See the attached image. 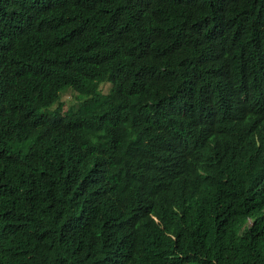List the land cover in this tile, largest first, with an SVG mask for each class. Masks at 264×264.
Segmentation results:
<instances>
[{"label": "trees", "instance_id": "trees-1", "mask_svg": "<svg viewBox=\"0 0 264 264\" xmlns=\"http://www.w3.org/2000/svg\"><path fill=\"white\" fill-rule=\"evenodd\" d=\"M0 264H264V0H0Z\"/></svg>", "mask_w": 264, "mask_h": 264}, {"label": "rangeland", "instance_id": "rangeland-1", "mask_svg": "<svg viewBox=\"0 0 264 264\" xmlns=\"http://www.w3.org/2000/svg\"><path fill=\"white\" fill-rule=\"evenodd\" d=\"M102 91L108 93L111 89V84L106 83L102 85ZM80 103L79 94L73 90L66 89L61 93L60 100L50 106L45 112L60 110L61 112H68L78 108Z\"/></svg>", "mask_w": 264, "mask_h": 264}]
</instances>
